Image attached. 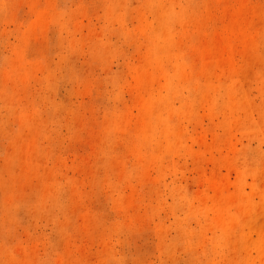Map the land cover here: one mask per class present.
I'll list each match as a JSON object with an SVG mask.
<instances>
[{
    "label": "rangeland",
    "instance_id": "374dc122",
    "mask_svg": "<svg viewBox=\"0 0 264 264\" xmlns=\"http://www.w3.org/2000/svg\"><path fill=\"white\" fill-rule=\"evenodd\" d=\"M0 264H264V0H0Z\"/></svg>",
    "mask_w": 264,
    "mask_h": 264
}]
</instances>
